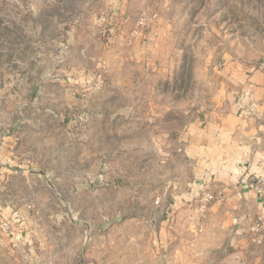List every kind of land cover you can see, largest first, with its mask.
<instances>
[{"label":"rangeland","instance_id":"374dc122","mask_svg":"<svg viewBox=\"0 0 264 264\" xmlns=\"http://www.w3.org/2000/svg\"><path fill=\"white\" fill-rule=\"evenodd\" d=\"M244 79L264 103V0H0V264H215L213 195L171 199L189 124Z\"/></svg>","mask_w":264,"mask_h":264},{"label":"crops","instance_id":"0c3cea01","mask_svg":"<svg viewBox=\"0 0 264 264\" xmlns=\"http://www.w3.org/2000/svg\"><path fill=\"white\" fill-rule=\"evenodd\" d=\"M258 76L253 74L250 84L257 83ZM235 79L230 77L229 83L236 85ZM244 81L238 86L239 100L231 95L234 88L229 93L224 83L217 100L189 124L183 156L191 170L184 193L171 199L176 208H191L199 205L203 193L213 195L199 234L222 252L215 264H257L247 230L250 216L264 217V202L249 187L254 178L264 177V103L254 95L260 88ZM243 93H249L248 101Z\"/></svg>","mask_w":264,"mask_h":264},{"label":"built area","instance_id":"2783aa9c","mask_svg":"<svg viewBox=\"0 0 264 264\" xmlns=\"http://www.w3.org/2000/svg\"><path fill=\"white\" fill-rule=\"evenodd\" d=\"M249 187L255 192L257 197L264 202V177L254 178L250 182ZM211 200L212 196L206 194L204 201L210 202ZM250 231L258 243L264 242V217H258L253 220Z\"/></svg>","mask_w":264,"mask_h":264}]
</instances>
